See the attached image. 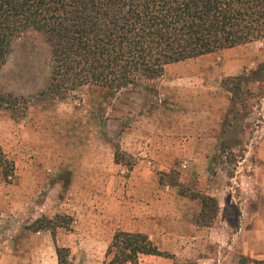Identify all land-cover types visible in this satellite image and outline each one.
Masks as SVG:
<instances>
[{"label": "rangeland", "instance_id": "obj_1", "mask_svg": "<svg viewBox=\"0 0 264 264\" xmlns=\"http://www.w3.org/2000/svg\"><path fill=\"white\" fill-rule=\"evenodd\" d=\"M49 57L43 39L27 33L0 68V94L24 99L17 113L0 109L8 161V172L0 167V264H57V248L71 264H102L118 231L143 234L163 253L138 264L264 259V234L251 248L239 233L254 219L237 216L234 179L250 147L260 158L248 160L264 167V79L232 95L234 84H223L264 64V39L169 65L112 97L93 88L61 101L45 95ZM221 98L224 111L206 112ZM255 193L264 207V188ZM202 197L222 205L213 220ZM231 197L236 205L224 206ZM56 215L69 227L35 231L37 219Z\"/></svg>", "mask_w": 264, "mask_h": 264}, {"label": "trees", "instance_id": "obj_2", "mask_svg": "<svg viewBox=\"0 0 264 264\" xmlns=\"http://www.w3.org/2000/svg\"><path fill=\"white\" fill-rule=\"evenodd\" d=\"M34 33L48 47L50 74L45 90L65 100L82 88L109 97L160 78L169 65L264 39V0H0V68L17 37ZM232 82L226 90L264 79V64ZM238 81V82H237ZM21 97L0 94V109L17 113ZM0 151V167L8 172ZM202 212L217 216L212 197L200 199ZM71 219L39 218L35 231L68 228ZM163 253L147 236L116 232L102 264H138ZM57 264H71L57 248ZM237 264H264L241 257Z\"/></svg>", "mask_w": 264, "mask_h": 264}, {"label": "crops", "instance_id": "obj_3", "mask_svg": "<svg viewBox=\"0 0 264 264\" xmlns=\"http://www.w3.org/2000/svg\"><path fill=\"white\" fill-rule=\"evenodd\" d=\"M219 104L216 105L213 101L211 104L206 105L205 108H207L206 112L210 114V111H224L227 107L228 100L227 99H219ZM257 147H250L247 155L243 157L241 162H237V165H234L236 168L234 178L235 180H238L239 186L242 190L241 196L237 199L239 201V214L237 216L239 218H251L254 220H251V226L248 229H244L243 223L241 222L242 227H240L241 232H245L247 235V241L249 246L252 248V245L255 243L256 245L262 243V237L261 235L264 234V225L258 221V218L264 217V207L263 205H260L262 202V199H260V195L255 193L259 189L264 188L262 185L264 182V167L260 166V164L253 162L252 160H248V156H254V158H258ZM251 154V155H248ZM260 158V157H259ZM232 178V180H234ZM248 183V185L244 183ZM235 202V197H231L230 201H226L224 203V206L231 207L230 205ZM218 208L220 207L221 210V204L217 201ZM238 203V202H237ZM225 207V209H226ZM240 219V220H241ZM261 225V226H260Z\"/></svg>", "mask_w": 264, "mask_h": 264}]
</instances>
